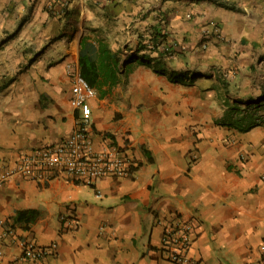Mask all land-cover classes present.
<instances>
[{"label": "crops", "instance_id": "obj_1", "mask_svg": "<svg viewBox=\"0 0 264 264\" xmlns=\"http://www.w3.org/2000/svg\"><path fill=\"white\" fill-rule=\"evenodd\" d=\"M52 1L0 0V30L13 33L17 22L30 16L26 41L40 43L38 62L54 64L46 73L52 87L45 91H0V264H33L19 259L21 239L40 247L56 244V255L41 264H173L162 250V234L176 218L193 224L189 258L196 264H260L264 126L242 133L217 123L233 107L240 117L264 103V0H70L67 16L48 12ZM213 24L224 41L211 34ZM155 28L168 39H186L184 56L193 65L177 52L162 58L137 54L138 43L129 42ZM124 35L121 49L108 44ZM102 40L113 52L122 51V63L132 54L148 62L124 65L122 82L132 86L127 98L133 109L126 106L120 122L110 123L116 104L109 110L108 101L115 87L103 96L96 89L92 103L96 130H116L118 137H105L140 168L131 177L104 178L93 187L6 178L4 171L23 153L72 134L76 115L66 67L79 69L80 57L97 53ZM195 62L208 71L197 73ZM160 69L163 73L156 72ZM219 70L230 75L217 78ZM171 76L195 79L183 85ZM150 111L157 119L150 121ZM21 211L38 216L14 222ZM71 214L79 221L75 230L63 222Z\"/></svg>", "mask_w": 264, "mask_h": 264}, {"label": "built area", "instance_id": "obj_2", "mask_svg": "<svg viewBox=\"0 0 264 264\" xmlns=\"http://www.w3.org/2000/svg\"><path fill=\"white\" fill-rule=\"evenodd\" d=\"M70 0H54L48 5V12L57 16L65 15ZM211 34L224 41L221 30L211 25ZM203 34L208 36V30ZM203 49L207 43L202 44ZM71 82L70 107L76 115L72 134L58 144L48 145L23 153L12 170L4 171L7 178L17 175L38 184H48L56 179L70 180L93 187L104 178H128L137 167L136 161L124 152L113 139L96 132L93 120V101L98 91L82 77L80 69L69 64L66 67ZM99 138V142H97ZM67 229L79 227L76 215L63 219ZM193 224L176 218L165 225L162 234V250L173 264H196L189 258L193 244ZM21 250L19 259L41 264L56 255V244L40 247L27 240L18 241ZM260 264H264V248Z\"/></svg>", "mask_w": 264, "mask_h": 264}, {"label": "rangeland", "instance_id": "obj_3", "mask_svg": "<svg viewBox=\"0 0 264 264\" xmlns=\"http://www.w3.org/2000/svg\"><path fill=\"white\" fill-rule=\"evenodd\" d=\"M26 11L27 10H25L24 12ZM27 13L30 14L31 12H27ZM30 20H31L30 16H25V18L19 20L17 22V27L13 30V33L12 32L7 33L5 29L0 30V91L7 89V91H11L15 93L16 92L18 93V91L20 90L41 93L45 91L47 87L49 86L52 87V85H50L49 83V78L46 73L48 68L51 65H54L53 62H51L52 64H48V61L38 62V57L42 54L41 52L43 51L41 49L42 51L40 50L41 52L37 53V51L39 50L38 46L40 47V43L37 42L38 43L37 45L34 39H31V41H26L28 40V34L31 31L30 29L27 28V26H30V22H31ZM121 26L124 27L125 24H122ZM5 32L8 35H10V39L8 38L10 41L9 43L6 41V44L5 42H2V39L5 37L2 35V33ZM111 32L117 34L123 33V31L118 29H112ZM125 37H126L125 35L124 37L121 36L119 40H115L114 42L112 40V43H108V44H110L115 49L117 48L121 49V47L126 41ZM175 37L171 36L168 39L169 40L168 47L172 48L174 52H177L176 54L177 56H181V55L184 56L185 53H188L187 40L182 37H177V38ZM54 39L50 38L48 40L52 42L54 41ZM48 40H46V42ZM132 40L129 42V45L134 46L135 43L136 44L138 43V39L136 42H133ZM124 48H127V46ZM35 53H37L38 55L34 56ZM184 57L186 60L189 61L191 65H193V63L191 62L190 59H188L187 56ZM195 66H196L195 70L197 73L208 71V70L204 71L203 67H198L196 62H195ZM229 75L230 74L228 73L227 70L224 71L219 70V72L216 73L217 78L221 76V78L223 79H225V77ZM137 91H138V87L133 89V93L136 94ZM130 93H132V86L128 85V82L126 83V81H124V83L121 82L111 91L109 96L113 95L112 96L113 99L111 100L109 98L108 101L109 110L113 108L112 107L113 104L116 105L115 108H113L114 110H112L111 112L112 118L110 119V123L116 124L121 121L122 111L126 109V106H128L127 108L129 110L133 109L129 97L127 98V95ZM98 96L99 94L97 95V97ZM42 101L45 102L44 103L45 106H48L49 102L47 100L43 99ZM117 104L120 106H117ZM135 109L137 113L144 112V108H142L141 106H138ZM153 118L157 119V115H155V113L153 114L150 111V115H149L150 121H152ZM166 120H169V118ZM164 123H167V121H164ZM120 128H124V126H121ZM96 132H98L99 135H104L113 138L118 137V133L116 132V130H112V129H108L107 131H103V132H99V130L97 129ZM125 133L128 134L127 131Z\"/></svg>", "mask_w": 264, "mask_h": 264}, {"label": "trees", "instance_id": "obj_4", "mask_svg": "<svg viewBox=\"0 0 264 264\" xmlns=\"http://www.w3.org/2000/svg\"><path fill=\"white\" fill-rule=\"evenodd\" d=\"M66 13L64 16H67ZM143 38V39H142ZM168 36L159 32L158 28L153 29L148 36H142L138 42L136 53L150 52L156 54L157 57L174 56L176 52L168 47ZM99 51L93 54H84L79 60V69L82 77L92 86L97 89L103 96L112 88L116 87L122 82V77H126L125 64L138 63L147 65L148 62L144 58H138L135 54L130 55L125 62L122 63V51L113 52L109 46L102 40L99 43ZM163 69L156 72L163 73ZM195 77H181L171 76L174 83L186 85L187 80L193 82ZM125 81V80H124ZM106 88V89H104ZM263 109V110H262ZM232 114L224 116L217 125L222 127H229L239 132L245 133L254 128L264 126V103L257 102L254 104L252 111H246V114L238 116V108H232ZM242 111V110H241ZM262 114H259L261 113ZM144 154L147 151L144 150ZM151 160V159H150ZM140 168V163L134 168V171ZM38 216V212L21 211L14 217V222L33 221Z\"/></svg>", "mask_w": 264, "mask_h": 264}]
</instances>
